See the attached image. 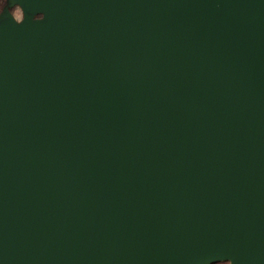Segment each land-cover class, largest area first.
Wrapping results in <instances>:
<instances>
[{"label": "water", "instance_id": "water-1", "mask_svg": "<svg viewBox=\"0 0 264 264\" xmlns=\"http://www.w3.org/2000/svg\"><path fill=\"white\" fill-rule=\"evenodd\" d=\"M219 262L264 264V0H6L0 264Z\"/></svg>", "mask_w": 264, "mask_h": 264}, {"label": "trees", "instance_id": "trees-1", "mask_svg": "<svg viewBox=\"0 0 264 264\" xmlns=\"http://www.w3.org/2000/svg\"><path fill=\"white\" fill-rule=\"evenodd\" d=\"M5 4H6V0H0V11L5 6ZM215 264H228V263L227 262H219V263H215Z\"/></svg>", "mask_w": 264, "mask_h": 264}, {"label": "rangeland", "instance_id": "rangeland-1", "mask_svg": "<svg viewBox=\"0 0 264 264\" xmlns=\"http://www.w3.org/2000/svg\"><path fill=\"white\" fill-rule=\"evenodd\" d=\"M15 14H16L18 17H20V14H19L18 11H15Z\"/></svg>", "mask_w": 264, "mask_h": 264}]
</instances>
